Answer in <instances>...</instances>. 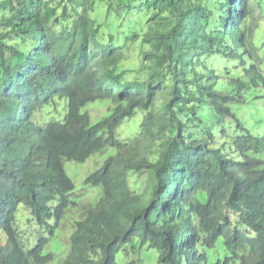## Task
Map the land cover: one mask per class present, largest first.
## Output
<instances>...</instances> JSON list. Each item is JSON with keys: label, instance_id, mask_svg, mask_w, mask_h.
Listing matches in <instances>:
<instances>
[{"label": "trees", "instance_id": "trees-1", "mask_svg": "<svg viewBox=\"0 0 264 264\" xmlns=\"http://www.w3.org/2000/svg\"><path fill=\"white\" fill-rule=\"evenodd\" d=\"M256 7L263 2L0 0V228L15 225L0 264L56 260L47 250L75 203L62 161L93 156L103 162L84 185L99 188L98 202L74 223L62 264H117L135 238L157 251L155 264H264V135L233 111L264 88ZM133 44L137 69L124 66ZM220 58L237 67L218 73ZM54 70L65 77L55 94L66 113L40 121ZM95 104L108 107L97 120ZM128 121L135 128L122 136ZM132 173L146 179L139 190ZM20 206L39 227L32 244Z\"/></svg>", "mask_w": 264, "mask_h": 264}, {"label": "rangeland", "instance_id": "rangeland-1", "mask_svg": "<svg viewBox=\"0 0 264 264\" xmlns=\"http://www.w3.org/2000/svg\"><path fill=\"white\" fill-rule=\"evenodd\" d=\"M261 3L263 2L264 4V0H259ZM257 1H255L256 3ZM137 5V4H136ZM254 5H257L254 4ZM257 11L254 14L255 15V19L257 20V26H258V32H257V37L258 36H264V8H258L256 7ZM96 16H98L100 19H103L106 16V11H105V7H103V5H101L96 14ZM134 17H136L137 12H133ZM111 16V21H115L117 20V17ZM125 18V17H124ZM119 21V20H118ZM136 22H138L136 20ZM126 25L122 26V29H127V31H129L133 25H135V20L133 21L132 24L128 25V22L125 21ZM104 35L108 36L110 31L109 28H105L103 30ZM113 35V34H112ZM133 48L130 51V60L128 62H126L124 64V66H133L134 69H137L139 67V59H138V49H137V44H133L132 45ZM215 67L218 69V73H222L223 69L227 68L230 69L234 66L237 67L236 62H232L231 59H225L223 61V59H218L217 61H214ZM253 93V94H252ZM251 93V96H249V98L246 99V103L244 105H234L233 106V111L236 113V115L238 116V118L241 120L242 124L244 125V127L254 136H263L264 135V88L262 89H257L254 90ZM66 101V100H65ZM62 108H63V104L59 105V112L60 114L57 113H52L51 115H47L45 116L46 120L48 122H59L62 119L63 116V112H62ZM58 109L57 107H55L54 105L47 111H45L46 113H50L52 110H56ZM107 109L108 107L106 105H102V104H95L92 106L88 107V110L90 112V114L92 115L94 120L99 119L104 113L107 114ZM244 110V113L241 115V111ZM65 113H66V109H65ZM143 116L142 112H138L135 119L136 120H141V117ZM129 124L123 127V133L122 136H127L129 135L132 129L135 128V125L132 126V124H134L135 122L132 121H128ZM111 152V150H108L107 152H105V157L108 156V154ZM104 157V159H105ZM103 162V159H99L98 156H94L93 158L91 157L90 160L87 161V163L85 165L83 164H79V163H75L73 161H67L64 160L63 162V166H64V170L65 173L67 174V176L71 179V181L73 182V186H74V191L73 194H78L81 191L84 190V186H83V179L85 178V176H87L89 173L93 172L95 169V167L100 166L101 163ZM97 169V168H96ZM132 178L130 180V185L135 189H139L140 186L138 185L139 183H141V181L144 179L143 175L138 174V173H134L131 175ZM139 181V183L137 184V182ZM135 183V186L133 185ZM93 192L95 194V197L93 198L92 202L90 203L88 201V198L90 196L93 195ZM99 192V188H90V190H87L84 195H87V199L82 202L81 204H78L76 207H73L69 212L67 211L64 220L62 221V225L61 228L58 232V241L54 244V248L55 250H58L60 246L59 241L63 244V246L65 247V250L63 251L64 255L66 254V251L69 247V238L68 235L72 229V223L74 221H78L81 219V215H82V211L83 208L85 206H88L89 204H94L95 200L97 198V194ZM73 194L71 195V198L74 200L73 198ZM83 197H78L75 198V202L79 203L81 201ZM63 253H61V255H63ZM130 257L127 258V256H125L123 251H120L117 255H116V263L117 264H135L136 262H131V261H136L138 260V264H155V261L157 259V251L153 250V249H147L146 247H138V240L136 239V248L133 249L130 252ZM63 258V257H62Z\"/></svg>", "mask_w": 264, "mask_h": 264}, {"label": "clouds", "instance_id": "clouds-1", "mask_svg": "<svg viewBox=\"0 0 264 264\" xmlns=\"http://www.w3.org/2000/svg\"><path fill=\"white\" fill-rule=\"evenodd\" d=\"M48 81H47V86H46V93L48 94V96H49V98H50V103L47 105V106H49V109L54 105H56L57 103L59 104V105H62L63 104V108H62V112H64L65 111V108H66V101L64 100L65 98H63V96H57V94H55V89H56V85H57V83H59L60 81H62L65 77H64V75L61 73V72H59V71H52V73H50L49 75H48ZM41 109V112H42V115L38 118V120H40V121H42L43 119H44V117L45 116H47V115H51V113H52V111L48 114V113H46L45 111H47L46 109H45V107L44 106H42V108H40ZM48 109V110H49ZM94 157V156H93ZM92 157V158H93ZM91 159V158H90ZM89 159V160H90ZM64 160H66V159H64ZM64 160L62 161V164H63V162H64ZM67 161H69V160H67ZM88 161V160H87ZM87 161L85 162V163H79V164H83V165H85L86 163H87ZM74 162V161H73ZM75 163H77V162H75ZM100 166H97V167H95L94 169H96V168H99ZM63 169H64V166H63ZM92 173V172H91ZM132 174H134V173H132ZM138 174H141V173H138ZM90 175V173L87 175V176H85V178L83 179V186H84V190L83 191H81L80 193H78V194H73V198H74V200L73 201H75V198H78V197H83L82 199H81V201L79 202V203H74V204H72L73 206H71L68 210L70 211L73 207H76L78 204H81L82 202H84L86 199H87V195H84V193L87 191V190H90V188H87L85 185H84V180L88 177ZM141 175H143V174H141ZM68 177V176H67ZM143 177H144V175H143ZM69 178V177H68ZM70 179V178H69ZM71 180V179H70ZM145 177H144V179L141 181V183H139V181L137 182V184L138 185H140V184H145ZM73 183V182H72ZM133 185H135V183L133 184ZM139 190V189H138ZM74 191V190H73ZM140 192V191H139ZM71 194V195H72ZM71 195H70V197H71ZM95 197V194H94V192H93V195L92 196H90L89 198H88V201L91 203L92 202V200H93V198ZM97 197L99 198V192H98V194H97ZM97 202H98V200L97 201H95V203L94 204H89L88 206H85L84 208H83V211H82V215H81V219L80 220H82L83 219V216H84V213H85V211L87 210V209H89V208H94L95 206H96V204H97ZM68 211V212H69ZM16 212H17V219L20 217V216H23V221L22 222H18L19 223V228H20V230H21V233H22V236H24V235H26V236H28L31 240H30V244H32L33 243V241L35 240V238L38 236V234H37V232H36V229H38L39 227L37 226V225H35L34 223H32V222H28V219H29V210H28V208H26L25 206H20V207H18L17 208V210H16ZM15 212V213H16ZM67 213V212H66ZM65 214V213H64ZM66 215V214H65ZM14 216H15V214H14ZM79 221V220H78ZM76 221H74L73 223H72V229H71V231H70V233H69V235H68V238H69V247H68V249H67V251H66V254L64 255V253H63V251L65 250V247L63 246V244L59 241V244H60V246L61 247H59L58 248V250H55V248H54V244L58 241V232H59V230H60V228H61V226L57 229V231H56V234H55V238H54V241H53V243H52V245L51 246H49L48 248V250L47 251H49V252H51V253H53L54 255H55V257H56V260L55 261H53L52 263H50V264H62L63 263V261L64 260H66V258L68 257V255H69V253H70V247H71V243H70V239H71V235H72V233L74 232V230H75V227H74V223H75ZM62 225V224H61ZM14 227H15V225H14V223L13 222H8L6 225H4V226H2L1 228H0V244H4V243H7V240H8V236H7V233L12 229V232L14 231ZM18 238H20L19 236H18ZM136 239L138 240H140V238H135L134 239V242H136ZM141 241V240H140ZM29 244V245H30ZM141 247H146L147 249H151V248H149V247H147V246H145V245H143V246H141ZM136 248V246L135 247H132V245H130V244H128V245H126L121 251H123L124 252V254H125V256H127V258H129L130 257V252L133 250V249H135ZM140 248V247H139ZM61 253H63V255H61ZM63 257V258H62ZM131 262H136L135 264H138V260H136V261H131ZM129 264V263H128ZM130 264H132V263H130Z\"/></svg>", "mask_w": 264, "mask_h": 264}, {"label": "bare ground", "instance_id": "bare-ground-1", "mask_svg": "<svg viewBox=\"0 0 264 264\" xmlns=\"http://www.w3.org/2000/svg\"><path fill=\"white\" fill-rule=\"evenodd\" d=\"M135 246H136V244H135Z\"/></svg>", "mask_w": 264, "mask_h": 264}]
</instances>
